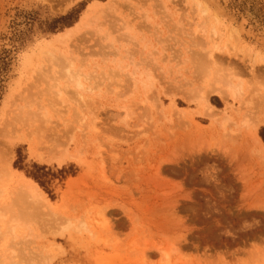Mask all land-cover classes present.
Returning <instances> with one entry per match:
<instances>
[{"label":"rangeland","instance_id":"rangeland-1","mask_svg":"<svg viewBox=\"0 0 264 264\" xmlns=\"http://www.w3.org/2000/svg\"><path fill=\"white\" fill-rule=\"evenodd\" d=\"M252 5L0 0V264H264Z\"/></svg>","mask_w":264,"mask_h":264},{"label":"bare ground","instance_id":"bare-ground-1","mask_svg":"<svg viewBox=\"0 0 264 264\" xmlns=\"http://www.w3.org/2000/svg\"><path fill=\"white\" fill-rule=\"evenodd\" d=\"M251 1V0H250ZM225 2V1H224ZM252 2H253V5H252V7H253V12L255 13L256 12V14H258L257 12V10L260 8V0H252ZM209 4V3H208ZM218 5V4H217ZM249 6H251L250 5V3H249ZM222 10V9H221ZM224 11V10H223ZM246 12H247V10H246ZM252 14H250V17L252 18V16H251ZM259 16V15H258ZM209 18V17H208ZM246 18V17H245ZM245 18H244V21H242V23L244 22L245 23ZM257 18V17H256ZM262 18V17H261ZM263 20V19H262ZM260 21V20H259ZM246 22H247V20H246ZM244 23H243V27H244ZM264 23V22H263ZM255 24H257L256 22H255ZM261 26V25H260ZM241 28L242 29V32H244L245 33V35L246 36H248V37H251V38H255L257 41H259L261 44H262V46L264 47V43H263V38L262 39H259L258 38V36H260V35H262L263 37H264V29H263V32H262V30H261V32H259L258 34L256 33H254L255 35H253L252 34V31H251V29L252 28H255V27H252V28H250V30H248V31H245V29L244 28ZM251 27V26H250ZM259 30V31H260ZM232 31V30H231ZM263 33V34H262ZM258 35V36H257ZM257 36V37H256ZM211 54H212V52H211ZM249 54V53H248ZM251 54V53H250ZM55 56V55H54ZM258 57H259V55H258ZM211 58H212V56H211ZM260 58V57H259ZM258 60V59H257ZM260 60V63H262L263 62V64H264V56L262 57V58H260L259 59ZM258 60V61H259ZM256 62V61H255ZM254 62V63H255ZM68 63V62H67ZM257 63V62H256ZM259 63V64H260ZM69 72V71H68ZM98 75V74H97ZM71 76H75V75H73V74H71ZM48 77V76H47ZM76 77H77V75H76ZM67 78V77H66ZM71 78V77H70ZM78 79V78H77ZM76 80V79H75ZM37 86V85H36ZM229 86H230V84H229ZM229 86L227 85V87L226 88H229ZM230 87H233V86H230ZM46 88V87H45ZM229 89H231V88H229ZM235 89H238V87L237 88H234V90H233V88H232V90L230 91L229 90V93L232 95V96H235ZM30 90V89H29ZM228 90V89H227ZM240 92H241V89H240V87H239V89H238ZM238 90H236L237 91V97L239 96V95H241L240 94V92L238 91ZM39 91V90H38ZM233 91V92H232ZM59 92V91H58ZM52 95V94H51ZM54 95V94H53ZM222 95L224 96V97H226V96H228V94L225 92V90L223 91L222 90ZM22 96V95H21ZM49 98V97H48ZM52 99V98H51ZM38 103V102H37ZM207 112H209V114L210 115H215L216 114V112H215V108L213 107V106H211V105H209V106H207ZM262 120V119H261ZM264 122V119L261 121V122H259V124L260 123H263ZM261 125V124H260ZM255 128V127H254ZM258 142H259V147H260V152L263 154V156H264V146H263V144H262V142L258 139ZM26 191L30 194V196H31V199L33 200L34 199V202H38V201H41V200H43L44 199V194L39 190V188L37 187V186H35V185H30V186H27L26 187ZM30 199V200H31ZM31 200V201H32ZM41 203V202H40ZM37 205H39V204H37Z\"/></svg>","mask_w":264,"mask_h":264},{"label":"trees","instance_id":"trees-1","mask_svg":"<svg viewBox=\"0 0 264 264\" xmlns=\"http://www.w3.org/2000/svg\"><path fill=\"white\" fill-rule=\"evenodd\" d=\"M76 12L77 11H72L69 15L67 16H63L61 17L58 21H74L75 17H76ZM74 19V20H73ZM77 19V17H76ZM73 24L71 22L64 24L63 27H61V29H65L68 27H71ZM18 164H20V161L17 162V166ZM20 166V165H19ZM18 166V167H19ZM20 169L22 170V168L20 167ZM64 170H61L60 173H63ZM26 175L28 178L32 179L35 183H37L41 188H43L49 195L52 194V192L50 191V185L51 181L54 177L53 171L52 169L46 167V166H40L37 164H34L31 167V170L26 172Z\"/></svg>","mask_w":264,"mask_h":264}]
</instances>
